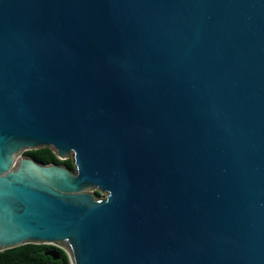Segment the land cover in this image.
<instances>
[{
    "label": "water",
    "instance_id": "obj_1",
    "mask_svg": "<svg viewBox=\"0 0 264 264\" xmlns=\"http://www.w3.org/2000/svg\"><path fill=\"white\" fill-rule=\"evenodd\" d=\"M27 244L264 264V0H0V252Z\"/></svg>",
    "mask_w": 264,
    "mask_h": 264
},
{
    "label": "trees",
    "instance_id": "obj_2",
    "mask_svg": "<svg viewBox=\"0 0 264 264\" xmlns=\"http://www.w3.org/2000/svg\"><path fill=\"white\" fill-rule=\"evenodd\" d=\"M25 155L38 163H54L63 165L71 171L75 170L71 159L65 161L58 159L54 151L50 148L27 151ZM95 195L100 197L99 192H95ZM52 249L56 248L51 245L27 244L18 248L6 250L0 252V264H71L67 253L62 249H58L60 253V259L58 260L47 255V252Z\"/></svg>",
    "mask_w": 264,
    "mask_h": 264
},
{
    "label": "rangeland",
    "instance_id": "obj_3",
    "mask_svg": "<svg viewBox=\"0 0 264 264\" xmlns=\"http://www.w3.org/2000/svg\"><path fill=\"white\" fill-rule=\"evenodd\" d=\"M23 155L26 156L25 153ZM69 159L73 160V155L72 154L69 156Z\"/></svg>",
    "mask_w": 264,
    "mask_h": 264
},
{
    "label": "flooded vegetation",
    "instance_id": "obj_4",
    "mask_svg": "<svg viewBox=\"0 0 264 264\" xmlns=\"http://www.w3.org/2000/svg\"><path fill=\"white\" fill-rule=\"evenodd\" d=\"M73 161V160H72ZM40 164H42V163H40ZM49 164H51V163H49Z\"/></svg>",
    "mask_w": 264,
    "mask_h": 264
}]
</instances>
